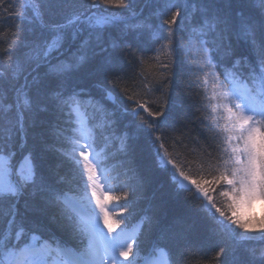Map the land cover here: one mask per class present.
I'll return each mask as SVG.
<instances>
[{
  "label": "snow or ice",
  "instance_id": "snow-or-ice-1",
  "mask_svg": "<svg viewBox=\"0 0 264 264\" xmlns=\"http://www.w3.org/2000/svg\"><path fill=\"white\" fill-rule=\"evenodd\" d=\"M135 3L20 0V11L6 13V19L19 17L35 27L27 42L12 33L11 41L0 46V53L6 54L0 66V225H4L0 264H138L140 237L152 218L142 216L130 223L135 200L129 199V191L136 192V185L130 183L135 173L124 168L121 183L120 173L111 174L115 165H108L117 153L127 155V138L116 135L114 114L82 85L98 75L113 86L124 81L114 56L96 59L98 51H108L104 33L118 27L146 32L160 43L157 67L170 69L180 48L186 67L203 76L219 153L216 157L208 153L207 175L202 164L198 178L170 158L156 134L161 126L174 127L172 95L161 93L157 109L150 111L149 100L141 102L122 88L134 101L132 114L139 118V131L153 138L158 166L169 174L176 192L189 193L196 211L216 226L214 231L231 237L241 248L247 250L242 242L254 237L238 235L230 225L245 233L264 234V217L257 220L249 215L256 201H264V0H251L256 15L244 11L250 6L246 0H197L196 4L167 0L163 13L167 18L161 16L156 27L150 18L138 17ZM69 8L72 11L64 15ZM192 13H198L199 19L193 21ZM178 31L185 34L179 44ZM17 47L24 51L12 60ZM159 75L170 80L166 73ZM108 98L114 102L110 91ZM14 147L28 153L15 171ZM217 187L221 201L210 194ZM190 227L174 233V238H186ZM225 251L220 247L216 253L217 264ZM167 256L165 249L155 246L145 264H167ZM234 264H264V248L258 254L252 249L247 258L234 256Z\"/></svg>",
  "mask_w": 264,
  "mask_h": 264
},
{
  "label": "trees",
  "instance_id": "trees-1",
  "mask_svg": "<svg viewBox=\"0 0 264 264\" xmlns=\"http://www.w3.org/2000/svg\"><path fill=\"white\" fill-rule=\"evenodd\" d=\"M79 2L84 3L85 0H79ZM191 2L196 4L197 0H191ZM246 2H249L250 6L244 11L252 15L258 14V9L251 4V0H246ZM166 3L167 0H136L135 10L138 17L150 18L151 23L156 27L161 24V16L167 18L163 15ZM13 10H21L20 0H16L15 6L13 0H0V34H2L0 35V46H6L11 41L12 33L19 35L21 41L24 42L32 38L35 25L19 17L5 18L6 13ZM52 11L58 10L52 9ZM71 11V8L66 9L64 15ZM108 11L122 12L124 10L109 9ZM29 15H31L30 12ZM192 18L193 21L198 20L199 14L192 13ZM178 23H180V18H178ZM184 35L183 32H177V44ZM113 43L118 44L119 47L114 49ZM104 47L108 51H98L96 59L100 60L109 55L114 56L116 70L124 77V81L119 86H113L104 79L103 75H98L94 79L83 80L82 85L85 92L114 114L113 128L116 135L127 138V155L117 153L108 161V165H115L111 174L120 173L121 183L124 180V168L131 169L135 173V179L130 181L131 184L136 185L135 193L129 191V199L135 200L134 215L130 223H136L142 216L152 218L151 226L145 224L144 234L140 237L142 243L138 264H145V260L153 255L155 246L165 249L168 253L167 264H217L213 258L220 247H224L226 251L220 257L218 264H234V256L247 258L252 249H255L258 254L261 248H264V240L261 239L264 234L243 233V230L236 228L235 225H230L236 234L254 237V239L242 242L248 245L247 250L241 248L231 237L218 235L214 231L216 226L202 213L196 211L189 193L176 192L169 174L158 166L153 138L139 131V118L132 114V108L135 107L134 101L127 99V95L122 91V88H127L128 94L133 95L135 99H140L141 102L149 100L146 106L150 111L157 109V101L163 99L161 93L171 94L175 101L174 127L161 126L156 134L161 135L170 158L189 175L198 178L202 164L205 165L203 174L207 175L206 164L210 159L208 153L211 152L213 157L218 155V138L215 137L210 123L211 113L203 91V76L198 75L194 68L190 70L186 67L187 61L183 49L178 48L171 68L163 69L156 66L158 62L155 59L160 43L152 40L146 32L123 27L111 28L104 33ZM23 51V47H17L11 53L12 60H15ZM4 55L6 54L0 53V66L4 64ZM159 73L168 74L170 80H161ZM114 78L109 77V79ZM208 87L211 91V80ZM109 91L114 102L113 99L108 98ZM8 95L10 98L14 96L11 92ZM138 111L147 120L152 121L143 109H138ZM92 123L93 121L89 120V124ZM154 123H159V121H154ZM18 143L17 139V145ZM28 143H31L30 137ZM12 150L16 153L12 158L15 169L23 156L28 153L18 150V147ZM121 161L123 166H121ZM62 187L67 189L69 186L63 185ZM220 190L221 188L217 187L215 192L210 193L217 201L223 200L219 196ZM115 203L112 201L110 206H114ZM187 225L191 227L186 238L175 239L174 233H182ZM2 226L4 225H0ZM53 230L57 235H61L58 230ZM42 234L47 236L46 232ZM69 243L74 245L73 241Z\"/></svg>",
  "mask_w": 264,
  "mask_h": 264
},
{
  "label": "rangeland",
  "instance_id": "rangeland-1",
  "mask_svg": "<svg viewBox=\"0 0 264 264\" xmlns=\"http://www.w3.org/2000/svg\"><path fill=\"white\" fill-rule=\"evenodd\" d=\"M209 91H210V88H209ZM168 167H171V166L169 165ZM18 168H19V164L16 166L15 169H18ZM15 169H14V171H15ZM12 178L17 179V177H15V175H13ZM249 215L254 216L257 220H259L261 217H264V201H259V200L256 201V203L253 204L251 212L249 213ZM254 233H259V232H254ZM254 233H251V234H254Z\"/></svg>",
  "mask_w": 264,
  "mask_h": 264
}]
</instances>
